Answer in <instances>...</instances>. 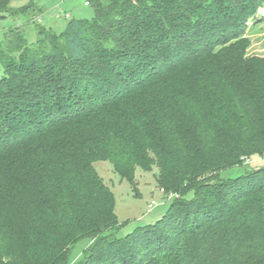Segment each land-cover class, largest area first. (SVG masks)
I'll return each instance as SVG.
<instances>
[{"label": "trees", "instance_id": "obj_1", "mask_svg": "<svg viewBox=\"0 0 264 264\" xmlns=\"http://www.w3.org/2000/svg\"><path fill=\"white\" fill-rule=\"evenodd\" d=\"M86 1L0 49V264H264V165L222 177L264 156V0ZM99 160L178 196L119 236Z\"/></svg>", "mask_w": 264, "mask_h": 264}, {"label": "rangeland", "instance_id": "obj_2", "mask_svg": "<svg viewBox=\"0 0 264 264\" xmlns=\"http://www.w3.org/2000/svg\"><path fill=\"white\" fill-rule=\"evenodd\" d=\"M86 0H11L10 7L19 10L32 4L28 13L6 12L0 19V49H5L14 32L23 34L29 43L36 42L37 29L45 27L57 33L64 31L72 18H92L93 9L85 5ZM264 8V7H263ZM264 11V10H263ZM254 26V25H253ZM251 45L249 55L264 56V20L250 29ZM4 68L0 62V77ZM264 165V156L245 159L244 164L222 172L223 178L236 177L247 169ZM96 170L103 181L112 189L116 197V214L119 222L125 223L119 232L124 236L135 227L160 217L178 195L165 191L157 182L159 169L150 171L137 168L135 183L122 179L109 161H96ZM88 239L80 240L71 247L70 261L78 262L89 247Z\"/></svg>", "mask_w": 264, "mask_h": 264}, {"label": "built area", "instance_id": "obj_3", "mask_svg": "<svg viewBox=\"0 0 264 264\" xmlns=\"http://www.w3.org/2000/svg\"><path fill=\"white\" fill-rule=\"evenodd\" d=\"M85 4L88 5V2L86 1Z\"/></svg>", "mask_w": 264, "mask_h": 264}]
</instances>
